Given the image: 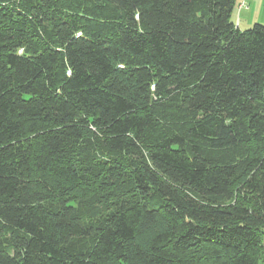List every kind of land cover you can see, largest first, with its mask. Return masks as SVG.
<instances>
[{"label": "trees", "instance_id": "obj_1", "mask_svg": "<svg viewBox=\"0 0 264 264\" xmlns=\"http://www.w3.org/2000/svg\"><path fill=\"white\" fill-rule=\"evenodd\" d=\"M236 0H0V264H264V24Z\"/></svg>", "mask_w": 264, "mask_h": 264}, {"label": "rangeland", "instance_id": "obj_2", "mask_svg": "<svg viewBox=\"0 0 264 264\" xmlns=\"http://www.w3.org/2000/svg\"><path fill=\"white\" fill-rule=\"evenodd\" d=\"M236 0L235 7L232 11V20L239 29L251 27L255 22L264 24V0H257L251 3V10L245 11L238 7ZM242 9V10H241Z\"/></svg>", "mask_w": 264, "mask_h": 264}, {"label": "crops", "instance_id": "obj_3", "mask_svg": "<svg viewBox=\"0 0 264 264\" xmlns=\"http://www.w3.org/2000/svg\"><path fill=\"white\" fill-rule=\"evenodd\" d=\"M254 1H257V0H238L237 4H238V7H239L243 3L241 8L245 9V11H248L251 8V3L254 2Z\"/></svg>", "mask_w": 264, "mask_h": 264}, {"label": "built area", "instance_id": "obj_4", "mask_svg": "<svg viewBox=\"0 0 264 264\" xmlns=\"http://www.w3.org/2000/svg\"><path fill=\"white\" fill-rule=\"evenodd\" d=\"M243 3L239 6V7H242Z\"/></svg>", "mask_w": 264, "mask_h": 264}]
</instances>
